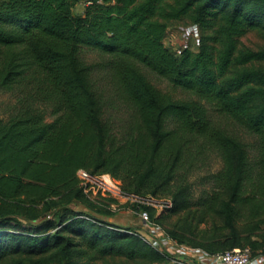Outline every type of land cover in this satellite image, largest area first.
<instances>
[{"label": "trees", "instance_id": "obj_1", "mask_svg": "<svg viewBox=\"0 0 264 264\" xmlns=\"http://www.w3.org/2000/svg\"><path fill=\"white\" fill-rule=\"evenodd\" d=\"M82 1L0 0V90L16 96L7 119L0 118V264H24L22 258L54 250L67 259L77 247L150 264L169 261L122 231L135 228L73 208L79 201L103 213L115 202L89 200L80 169L111 174L127 194L170 192L168 212L144 209L179 245L210 255L244 247L264 254V71L256 67L264 50L240 49L237 42L249 30L264 31V0H85L84 17L75 16ZM184 18L215 29V37L179 59L164 38ZM83 47L109 57L114 81L138 115L119 146ZM144 70L185 97L162 92ZM214 117L254 138L253 159L247 143ZM207 150L221 157L216 181L227 197L212 193L195 202L188 171ZM182 213L175 225L166 222ZM217 219L223 225L211 237L199 229Z\"/></svg>", "mask_w": 264, "mask_h": 264}, {"label": "rangeland", "instance_id": "obj_2", "mask_svg": "<svg viewBox=\"0 0 264 264\" xmlns=\"http://www.w3.org/2000/svg\"><path fill=\"white\" fill-rule=\"evenodd\" d=\"M86 7V2L83 0L74 8V15L84 17ZM219 24L220 22H218L216 26ZM214 30L215 29L213 28L195 24L189 18H184L170 24L165 34L164 45L174 56L180 59L183 53L187 51L192 53L199 52L205 40L215 37ZM237 42L240 49L254 51L264 50V31L261 29L249 30L240 36ZM209 43L211 46L219 48V45L216 42L210 40ZM81 58L85 63L93 66L91 78L98 96L104 105L103 118L112 131L113 144L119 146L132 135L131 130L136 127L135 124L138 115L124 100L118 86L116 85L112 71L108 67V62H110L109 57L96 50L83 47L81 50ZM256 67L264 71V63H257ZM144 72L150 82L162 92L171 94L177 99L185 97L182 91L174 89L165 79L158 77L148 70H144ZM15 98L16 96L14 93L0 90L1 119H7L8 112L11 110L12 106L16 104ZM49 119L51 120L52 117ZM214 120L219 123L222 122V124L226 125L231 132L239 135L242 140L247 143L251 158H254L256 151L253 137L247 135L239 128L223 119L214 117ZM222 169L223 162L220 155L215 151L207 150L204 153L203 158H201V162L189 170V173L186 172L188 173L187 182L192 186L195 202L203 196L206 197L207 195H212V193L223 195L224 199H226L227 196L224 191L219 188L220 183L216 181V175L221 172ZM157 198L160 201L169 199L170 192L166 195L156 197V199ZM73 208L76 211L92 212L94 215L99 214L105 221L123 228L133 227L135 223L140 221L138 215L135 214L136 206L127 202H123V204L119 206L115 205L114 207H109L107 208V211L103 213H100L97 210H92L87 204L79 201L73 204ZM183 215V213L172 215L166 220V222L173 226L179 221L180 217H183ZM222 225L223 221L221 219H217L216 221L209 220L208 223L200 225L199 229L208 231V236L211 237L215 231V233H217L218 227H221ZM143 234L149 238L151 243L155 245L159 251L167 253L170 256L169 261L166 263L154 264H210V260H206L199 254L188 252L184 247H178L177 245L170 243L165 228L161 226L160 228H155L154 235L146 232H143ZM187 246L206 252L205 250L193 247L192 245ZM22 260L24 261V264H150L142 259H129L120 255L104 256L96 251H87L85 248L78 247L73 249L71 256L67 259L59 257L57 251L54 250L43 256L32 259L22 258ZM3 264L11 263L10 261H7Z\"/></svg>", "mask_w": 264, "mask_h": 264}, {"label": "built area", "instance_id": "obj_3", "mask_svg": "<svg viewBox=\"0 0 264 264\" xmlns=\"http://www.w3.org/2000/svg\"><path fill=\"white\" fill-rule=\"evenodd\" d=\"M76 176L79 186L89 200L94 201L98 197H104L115 200L110 207H114L115 205L119 206L123 204V202L131 203L136 206L135 214L138 215L140 222L146 229L150 228L155 231V228H160V226L153 221L149 210L144 209L145 207L153 209L156 216L168 212L173 207V201L171 198L160 201L158 198L156 199V197L151 195L141 197L135 194L125 193L122 188V183L109 173L92 174L85 169H80L77 171ZM48 218L51 217L49 216ZM80 218L89 219L86 216H80ZM122 231L128 234L138 235L146 242L153 245L143 232L136 229H124ZM152 235H154V232ZM168 240L170 243L175 244L178 247H184L188 252H195L206 260H210V264H264V254L255 253L250 247L238 248L233 251L210 255L200 249H194L187 245H179L171 238H168ZM153 246L156 248L155 245Z\"/></svg>", "mask_w": 264, "mask_h": 264}, {"label": "crops", "instance_id": "obj_4", "mask_svg": "<svg viewBox=\"0 0 264 264\" xmlns=\"http://www.w3.org/2000/svg\"><path fill=\"white\" fill-rule=\"evenodd\" d=\"M133 228H135L136 230L140 231V232H146V233H150L153 234L154 230L150 229V228H144V226L142 225V223L140 221H138L137 223H135L133 225Z\"/></svg>", "mask_w": 264, "mask_h": 264}]
</instances>
